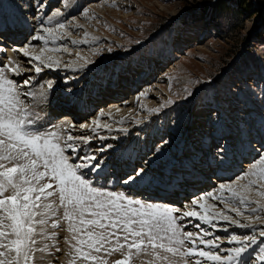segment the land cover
Masks as SVG:
<instances>
[{
    "label": "snow or ice",
    "instance_id": "snow-or-ice-1",
    "mask_svg": "<svg viewBox=\"0 0 264 264\" xmlns=\"http://www.w3.org/2000/svg\"><path fill=\"white\" fill-rule=\"evenodd\" d=\"M44 7L41 3L37 11ZM59 14L57 10L47 22ZM83 14L87 15V9ZM41 28L44 35H33L32 40L47 44L67 35L63 22L55 28ZM29 47L26 44L15 51L29 57V63L36 61L33 69L37 75L43 68L59 67V60L45 55L44 48L33 54ZM26 70L32 69L21 68L11 60L0 67V264H37L36 253L49 249L47 243L41 246L40 242L55 241V230L62 226L69 233L68 264H135L142 255L153 257L149 264H177L176 257L182 264H264V227L258 236L255 231L242 237L232 232L227 248L218 243L221 237L214 236L215 231L228 232V226L219 227L221 222L255 229V225L241 223L228 213L242 216V209L253 203L257 204L251 209L253 213L264 210V203L250 201L246 195L255 187L256 194L264 198V144L254 149L256 156L249 169L237 178L247 181L239 188L235 182L222 183L219 194L208 192L193 198L184 206L188 210L145 201L90 178V174L99 176L104 164L94 152L86 150L93 137L63 136L36 127L39 115L25 105L21 85L7 74L19 76ZM33 79L30 76L23 80V86H29ZM52 87L49 81L47 88ZM46 95L40 92L41 97ZM72 127L69 123L68 128ZM79 127L93 133L99 128L110 130L98 118ZM111 147L106 145L97 151L103 153ZM143 173L142 168L138 169L123 183L134 184ZM209 200L219 201L224 210H215L216 204ZM185 220L198 231L185 230L187 225L181 223ZM194 220L198 223L193 224ZM114 254L121 258L110 261Z\"/></svg>",
    "mask_w": 264,
    "mask_h": 264
},
{
    "label": "rangeland",
    "instance_id": "rangeland-1",
    "mask_svg": "<svg viewBox=\"0 0 264 264\" xmlns=\"http://www.w3.org/2000/svg\"><path fill=\"white\" fill-rule=\"evenodd\" d=\"M9 1L16 2V0H2L0 9ZM23 1L19 0L18 3L26 2ZM27 1L39 5L41 3L44 5L46 2V0ZM65 1L59 0L53 6H62L61 3ZM211 2L212 0H93L86 6H82L81 9L79 8L78 12L69 16L67 20L61 21L65 23L69 35H64L66 37L63 36L64 38L57 39L55 42L49 41L50 44L49 42L45 44L43 41L41 48L44 47L48 50L52 47L59 49V53L62 51L59 55L55 54L58 58L61 57L59 66L69 64V66L78 65L85 68L82 71L81 69L76 70L72 75L60 77L64 84L70 85L75 82L76 75L78 79L85 81L94 80L97 74L101 76L102 74L106 75L107 72L110 75L106 85L110 89L109 91L126 93L119 96L118 100H122V103L129 101L132 106L122 115L125 118L123 123L120 122L121 118L116 123V119L112 117V121L108 122L111 127L119 126L117 124L121 123L120 130L137 133L139 129H142L141 124L148 123L149 129L155 128L156 132L163 134V138L174 144L181 142L186 137V133L191 131L197 133L194 137L197 138V142H201L200 137L204 136L202 131L205 129L203 131L205 137L216 142V139H221L224 132L219 129L216 119L220 110L224 111L226 116L230 115L228 113L239 116L248 111V117L252 120L257 114L264 115V5L257 4L253 0H245V4L254 6L257 8V12H250L248 15L241 11L238 16L235 6L228 2L229 4L226 6L231 7H229V11L223 12L219 16L218 14L212 15L214 20L210 22L209 16L211 15L204 16L198 12L199 9L206 7ZM74 3H81V0H75ZM67 4H72V1H67ZM93 5L99 6L96 12L89 8ZM34 6L36 5L34 4ZM85 9H87V15L83 14ZM50 14L51 10L44 19H47ZM192 14L197 17L193 21L195 24L184 26L180 23L181 17H189ZM21 15H25L24 12ZM30 15H34V13ZM30 18L35 19L36 16H30ZM233 25L239 26L237 31L230 30ZM32 36L23 41L22 47L18 48H24ZM1 38L2 40L8 39V35L1 36ZM79 38L81 39L79 40ZM9 45L13 44L9 43ZM65 52H68L69 55ZM49 55H54V53ZM82 56L86 61L79 58L74 60L76 57ZM86 62L90 63L86 64ZM93 70L96 72H90ZM112 75L116 76L112 77ZM140 75L143 78L141 83L137 84L135 89L131 90L130 88L127 92L126 84L122 83V80L125 78L133 82ZM74 79L76 80L74 81ZM99 79L95 81L96 84H100ZM114 81L117 83V87L113 86L115 85ZM39 86H43V84ZM242 88L253 102H250L247 96L242 94L240 91ZM37 97L41 96L37 95ZM100 99L99 101H101ZM101 108L97 109L90 119L99 115ZM202 112L210 116L206 118L208 121L205 123L200 120ZM214 115L215 119H213ZM234 123L240 125L238 121H234ZM141 133L144 138L148 135L146 132ZM91 137H94L93 134ZM241 137L239 136V139L243 142L244 139ZM166 140L158 138L155 147H160L159 151L167 154L164 148L167 144ZM222 140L221 143L216 142L214 145H219L218 148H222L228 141L224 138ZM160 142H164L162 143L164 146ZM237 144H241V142L238 141ZM233 146L235 147L236 143ZM255 156L256 154L253 157ZM246 161L248 163L250 160ZM138 169L139 166L136 170ZM243 170L239 171L237 176L233 177L234 179L231 180V177L222 183L236 182V179L246 171V169ZM210 182L213 183V181ZM242 184H245V181L236 185L239 187ZM208 185L210 184L208 183ZM218 186L219 183L210 185L209 191L213 192L215 189L219 192ZM251 190L253 192L248 195V199L264 203V198L256 194V188ZM216 205L215 210H224L222 208L224 205L219 201L216 202ZM256 207L257 204L253 203L242 209L244 214L239 216L240 218L234 212L228 213L241 223L255 225V229H239V227L221 222L224 224L219 227L228 226L229 230L224 232V235H219L224 239H220V241L227 243L232 232L242 237L255 231L258 236L259 229L264 227V210L253 213L251 209ZM63 228L64 226L60 229ZM64 229L63 231H66ZM64 242L66 243V241ZM40 243L43 246L44 241ZM65 247L69 252L67 243ZM37 254L41 253H36V256ZM119 258H121L119 254H114L109 259L111 261ZM175 259L180 260L179 257ZM152 260L153 257L142 255L135 261V264H149ZM177 264H182V262L178 261Z\"/></svg>",
    "mask_w": 264,
    "mask_h": 264
},
{
    "label": "bare ground",
    "instance_id": "bare-ground-1",
    "mask_svg": "<svg viewBox=\"0 0 264 264\" xmlns=\"http://www.w3.org/2000/svg\"><path fill=\"white\" fill-rule=\"evenodd\" d=\"M24 1L23 4H19V0H16V2L9 1V3H5L0 9V36H9L8 39L4 40L0 37V67L11 60L18 63L21 68L32 69L31 71H24L19 76H14L11 73L7 74L10 78L14 79L18 85H21L23 80L28 77H34L29 86H23L22 83L19 90L22 93L21 99L24 100L25 105L28 106L33 113L39 115L40 119L37 121L36 127L41 131H56L61 135L64 133L63 136H67L68 134L73 136H91V134H93L94 137L90 145L85 146L86 150H91L100 160L104 161L102 165L103 171L100 174L106 173L112 179L117 180L116 185H118V187H116L115 181H113L111 184L112 190L131 192L132 195L145 201L157 202L188 210L185 209L184 206L190 204L193 198H198L201 194L210 192V185H215L217 183L220 185L231 177V180L234 179L239 171L249 169V163L254 159V154H256L254 149L264 144V115L257 114L252 120V118L248 117V111L239 116L233 113H228L230 115L226 116L224 111L220 110L219 115H216L217 118L214 115L213 119L216 118L218 120L219 129L224 131L221 139H216V142L221 143L223 138L228 140L222 148H218L219 145H214V143H216L215 141L208 140V138L205 137V133L203 132L205 129L202 131V135L204 136L200 137V139H202L201 142H197V138L194 137L197 133L191 131L190 133H186V137H184L181 142H176L175 144L173 142H168V139L166 140V138H163V134L156 132L155 128L149 129L150 126L148 123L141 124L140 126H142V129H139L137 133H132L128 130H120L121 123L125 120L122 115L130 110L132 103L129 101L122 103V100H118L119 96L126 94L125 92L117 91L114 93L109 91L110 89H108L106 85L110 75H108L106 71V75L102 74L100 76V74H97L94 80L84 81V79H78L76 75L77 80L74 79V81L76 80L75 82L67 85V83L64 84L63 80H60V77L72 75L76 70L81 69L82 71L85 68L79 67L78 65L69 66V64L59 67L54 66L52 68H43L42 72L37 75L33 69V64H35L36 61L29 63V57H24L21 53L15 51V49H20L18 47H22V42L26 41L29 36L36 34L44 35L40 25L44 27H55L57 23H60L62 20H67L69 16L78 12L79 8L81 9L82 6H86L93 0H81V3L78 4L74 3L75 0H66L61 3L62 6L56 5L55 7L53 6L54 3H57L59 0H46L44 4L45 7L42 11H37L39 4L27 0ZM67 1H72V4H67ZM34 4L36 6H34ZM89 8L91 11L96 12L99 6L93 5ZM50 10L51 14L47 19H44L45 16L50 13ZM57 10H59L60 14L55 16L51 23H48V18L52 17ZM22 12H24L25 15H21ZM33 13L36 16L35 19L30 18V16H34L30 15ZM67 35L69 34L67 33ZM80 39L81 38H79V40ZM9 43L13 45H9ZM42 43L43 41L30 39L28 42L30 46L29 51L33 54H39ZM52 44L51 42V45ZM84 44H86V42H84ZM50 49L54 48L45 49V55L54 53V55L51 56L59 60L61 57L58 58L55 54L57 53L59 55L62 51L59 53L58 51H50ZM61 49L63 50V48ZM65 53L69 55L68 52ZM73 55H75V53H73ZM77 58L78 57L74 60ZM82 58L83 61H86L83 56ZM90 72H96V70ZM115 76L116 75H112V77ZM98 79L100 84L95 83ZM141 80H143V78L140 75L133 82L124 78L122 83L126 84V91L128 92L130 88L131 90L135 89L136 85L141 83ZM49 81L53 84L50 90L47 88ZM82 81H84V83L79 85ZM114 83L115 85L113 86L117 87V83L115 81L113 84ZM41 84H43V86H39ZM41 91L47 93L46 97H37V95L40 96L39 92ZM240 91L244 96H247L243 88L240 89ZM28 92H32L34 95L29 96L24 94ZM61 97L66 98L67 101L63 102L60 99ZM98 98H101V101H99ZM249 101L253 102L251 99H249ZM99 108H101L100 113L104 112L105 115L101 116L99 113L95 118L90 119L91 115ZM253 108L256 110L255 107ZM112 117L116 119V123L119 122L118 119L121 118V123L117 124L119 126L116 127H111L109 125L110 130L99 128L93 133L88 129L81 130L79 127L81 124L90 125L91 122L97 118L102 124H108L110 120L112 121ZM208 117L210 116L205 115V113H203V115L200 114L201 122L205 123L208 121L206 119ZM234 121H238L240 125H235ZM69 123L74 125V127L69 129ZM198 125L200 126L199 123ZM141 132H146L148 134L146 135L147 137L144 138ZM239 136H242L241 138L244 139L243 142L239 139ZM100 137H104V139H100ZM158 138L167 141V144H165L167 148L164 147L167 154L161 153V151H159L160 147H155V142ZM238 141L241 142V144H237ZM164 142L160 143L162 144ZM234 143H236L235 147L233 146ZM106 145H111L112 147L108 148L103 153L97 151L99 148ZM162 145L164 146V144ZM220 149L223 150L221 151ZM246 160L250 161L247 163ZM163 165H165V167H163ZM137 166H139V169L142 168L144 170L143 175L137 177L136 183L125 185L123 181L126 180L129 175H135ZM90 177L94 179L97 176L90 174ZM210 181H213V183ZM244 181L247 183L246 180L236 179L235 184L238 185ZM208 183L210 185H208ZM218 188L217 190H219ZM165 191L168 193H165ZM252 192V190H249L246 194L247 197L249 194L251 195ZM180 193L182 194L181 196L179 195ZM212 193L218 194L219 192L214 189ZM179 199L183 201V204L180 203ZM216 202L217 201L209 200V203L216 204ZM217 205L220 206L219 203H217ZM222 208L224 209V206H222ZM181 223L187 225L185 229L187 231H198V229H195L192 225L187 224V220L181 221ZM192 223L195 224L198 223V221L194 220ZM222 224L220 223V225ZM65 227L66 226H64V228ZM203 227L208 228L209 226L204 225ZM63 229L55 230L57 232L55 241L44 240V243L49 245V249L47 252L37 254V264H68L69 256L67 255L68 252L66 251V243L64 241L69 237V233L63 231ZM209 230L212 231L211 228H209ZM49 231L52 230L49 229ZM219 235H224V231L214 232V236ZM218 243L224 248L229 247L228 243H223L220 240ZM57 248L60 250L56 251ZM175 260L177 262L181 261L179 259Z\"/></svg>",
    "mask_w": 264,
    "mask_h": 264
},
{
    "label": "trees",
    "instance_id": "trees-1",
    "mask_svg": "<svg viewBox=\"0 0 264 264\" xmlns=\"http://www.w3.org/2000/svg\"><path fill=\"white\" fill-rule=\"evenodd\" d=\"M253 1H255L257 4L264 5V0H253ZM228 2L232 6H235V12L238 16H239V12H241V11H244V13L248 14V15L250 12H254V13L257 12V8H255L254 6H252L251 4H248V3L246 5L245 0H212L211 4H208L206 7L199 9L198 13H202L204 16H206L208 14L211 15V16L208 15L209 20L211 19L210 22H213L214 18L212 17V15L218 14V16H219L220 14L222 15L223 12L229 11V9L231 7L226 6L227 4H229ZM250 15L252 16V14H250ZM195 18H197V17L194 16V14H192V16H189V17L188 16L187 17L185 16L184 18L181 17L180 23L183 24L184 26H187V25H190L191 23H193ZM193 24H195V22ZM238 28H239V26L233 25V26H231L230 30L232 31L235 29V31H237Z\"/></svg>",
    "mask_w": 264,
    "mask_h": 264
}]
</instances>
